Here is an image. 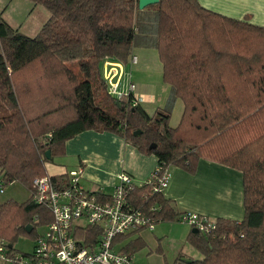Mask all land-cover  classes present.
Segmentation results:
<instances>
[{
  "label": "trees",
  "instance_id": "16d2710c",
  "mask_svg": "<svg viewBox=\"0 0 264 264\" xmlns=\"http://www.w3.org/2000/svg\"><path fill=\"white\" fill-rule=\"evenodd\" d=\"M30 1L50 14L35 37L0 16L4 186L19 183L31 191L45 164L64 156L65 143L85 131L114 133L170 171L194 174L200 159L209 160L242 174L244 217L217 219L208 235L190 231L186 240L201 255L190 264H264V27L214 13L197 0H158L151 44L162 81L183 104L172 128L168 111L148 116L140 105H116L102 77L106 60L125 65L132 57L137 0ZM151 190L136 186L131 204L155 225L179 223L182 213ZM51 221L47 208L30 197L0 202V242L15 252L18 237L34 239ZM144 246L137 237L122 250L133 256Z\"/></svg>",
  "mask_w": 264,
  "mask_h": 264
},
{
  "label": "crops",
  "instance_id": "0c3cea01",
  "mask_svg": "<svg viewBox=\"0 0 264 264\" xmlns=\"http://www.w3.org/2000/svg\"><path fill=\"white\" fill-rule=\"evenodd\" d=\"M197 1L203 8L224 17L235 20L247 17L248 23L264 27V0ZM139 44L132 47L131 56L135 57V62L130 58L127 64H122L124 79L135 85L134 95L143 98L140 107L148 116H152L156 110L168 111L169 125L174 128L180 121L183 104L172 97L170 87L162 81V65L153 44ZM145 105L156 107L149 111ZM174 115L177 120L172 123ZM61 161L63 164L57 166L46 163V173L59 176L82 168L80 186L86 191L98 192L102 198L111 195L120 173L128 174L135 185L140 186L157 166L155 156L141 154L118 135L95 131H85L68 140ZM47 166L54 167V173H49ZM163 197L170 200L180 213L191 212L214 221L227 219L239 222L244 217L242 174L205 159L198 161L194 174L172 168ZM155 226L151 231L139 230L131 235L137 233L135 238H141L143 231L152 232ZM181 258L194 260L184 254Z\"/></svg>",
  "mask_w": 264,
  "mask_h": 264
},
{
  "label": "built area",
  "instance_id": "2783aa9c",
  "mask_svg": "<svg viewBox=\"0 0 264 264\" xmlns=\"http://www.w3.org/2000/svg\"><path fill=\"white\" fill-rule=\"evenodd\" d=\"M135 57L131 61L135 62ZM102 77L107 93L118 103L125 101L130 107L143 103L134 95L135 85L124 79L122 64L105 61ZM61 176L62 179H58ZM82 168L64 175L46 173L32 181L30 199L42 205L51 214V223L37 233L33 250L28 254L11 251L0 242V263L11 264H133L132 256L122 250L126 240L116 241L119 236H129L139 230L151 231L154 219L130 202V194L136 188L133 178L122 172L118 184L109 197L89 192L80 186ZM171 178L168 168L156 167L142 185H152V193H164ZM0 174V192H3ZM155 209H151L153 211ZM179 223L208 235L216 229V222L205 216L184 212ZM93 232V234H92ZM93 236L88 240L87 236Z\"/></svg>",
  "mask_w": 264,
  "mask_h": 264
},
{
  "label": "rangeland",
  "instance_id": "374dc122",
  "mask_svg": "<svg viewBox=\"0 0 264 264\" xmlns=\"http://www.w3.org/2000/svg\"><path fill=\"white\" fill-rule=\"evenodd\" d=\"M0 16L14 30L33 38L39 32L43 24L48 20L50 14L41 5L34 4L30 0H0ZM135 32L133 45L138 47L139 42L144 44L155 43L156 38V7L148 5L142 9L137 7L135 12ZM151 111L156 105H145ZM177 120L173 116L172 123ZM46 137L41 138L42 146L46 145ZM61 157H54L48 164L61 165ZM54 167H48L49 173H54ZM30 196V191L19 183H12L4 186L0 192V202L13 200L16 203H23ZM44 226L37 229L41 233ZM191 228L179 223L160 222L155 226L154 231H143L141 239L145 246L133 255V264H173L179 254L189 256L194 260L201 259V255L186 240ZM137 233L127 236V243L136 239ZM35 239V238H34ZM34 239L20 236L14 243L13 248L22 254H28L33 250ZM125 243V245L127 244ZM124 245V246H125ZM3 264V263H0ZM11 264V263H5Z\"/></svg>",
  "mask_w": 264,
  "mask_h": 264
},
{
  "label": "water",
  "instance_id": "95a60500",
  "mask_svg": "<svg viewBox=\"0 0 264 264\" xmlns=\"http://www.w3.org/2000/svg\"><path fill=\"white\" fill-rule=\"evenodd\" d=\"M157 3H158V0H137V7L139 9H142V8L148 6V5H155ZM116 105H119V103L116 102ZM152 147H154V146H151V148ZM45 155H46V158L49 160L50 159V151L47 150L45 152ZM27 231L29 232V229ZM191 232L193 234H197L198 233V231L196 229H192ZM180 262H181V264H190L192 262V260H187V259H182L181 258Z\"/></svg>",
  "mask_w": 264,
  "mask_h": 264
}]
</instances>
